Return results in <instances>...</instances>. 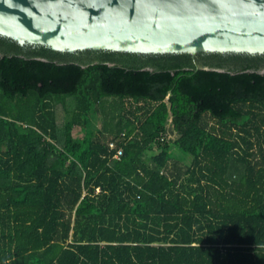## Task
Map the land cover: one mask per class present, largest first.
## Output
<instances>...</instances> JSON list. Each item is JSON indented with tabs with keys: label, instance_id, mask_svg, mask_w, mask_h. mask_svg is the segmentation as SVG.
I'll use <instances>...</instances> for the list:
<instances>
[{
	"label": "trees",
	"instance_id": "1",
	"mask_svg": "<svg viewBox=\"0 0 264 264\" xmlns=\"http://www.w3.org/2000/svg\"><path fill=\"white\" fill-rule=\"evenodd\" d=\"M263 70L0 35V264H264Z\"/></svg>",
	"mask_w": 264,
	"mask_h": 264
},
{
	"label": "water",
	"instance_id": "2",
	"mask_svg": "<svg viewBox=\"0 0 264 264\" xmlns=\"http://www.w3.org/2000/svg\"><path fill=\"white\" fill-rule=\"evenodd\" d=\"M0 35L68 53L264 54V0H0Z\"/></svg>",
	"mask_w": 264,
	"mask_h": 264
},
{
	"label": "rangeland",
	"instance_id": "3",
	"mask_svg": "<svg viewBox=\"0 0 264 264\" xmlns=\"http://www.w3.org/2000/svg\"><path fill=\"white\" fill-rule=\"evenodd\" d=\"M114 100L115 99H109L110 102H113ZM67 101L69 102L68 105L69 104H72L71 103V101H72L71 99H67ZM116 101H118V100L116 99ZM71 106L72 105H69L68 107H71ZM55 109L57 110L59 124L62 125L64 123L65 119H66L65 116L67 114L66 109H65V106H64V104L62 102L57 101L56 108ZM102 121H103L102 120V117L100 116V120L98 121V123H96V127H97L96 129L98 130V131L96 130V133L97 132L99 133L100 131H102V129H103ZM209 121H210V124L215 123V120L214 119H209ZM168 128H169L168 139L171 140V141H173L174 139L177 138V134L173 132L172 124L171 123L168 124ZM73 135L75 137H77V138H82L84 136V129L82 128V126H79V125L78 126H75V128L73 129ZM155 152H157L156 149H154L151 153L152 154H155ZM178 166L185 167L182 162H180L178 164Z\"/></svg>",
	"mask_w": 264,
	"mask_h": 264
},
{
	"label": "built area",
	"instance_id": "4",
	"mask_svg": "<svg viewBox=\"0 0 264 264\" xmlns=\"http://www.w3.org/2000/svg\"><path fill=\"white\" fill-rule=\"evenodd\" d=\"M123 136H125V134H123ZM109 146L111 150L115 151L113 157L115 159H121L124 154L123 148L119 147L115 140L110 141ZM97 191H100V189L98 188Z\"/></svg>",
	"mask_w": 264,
	"mask_h": 264
},
{
	"label": "flooded vegetation",
	"instance_id": "5",
	"mask_svg": "<svg viewBox=\"0 0 264 264\" xmlns=\"http://www.w3.org/2000/svg\"><path fill=\"white\" fill-rule=\"evenodd\" d=\"M193 60L196 62V55L193 56ZM166 100H169V95L167 96ZM131 102L133 103L134 100H127V101H126V104H130ZM143 103H144V102H140L139 105H142ZM144 111H145V109H144V110H141L142 113H143ZM169 123L172 124L173 132L176 133V134H177V137H178V132H177L176 130H174V127H173L172 118H170ZM169 123H168V124H169ZM167 128H168V125H167ZM168 133H169V128H168V131L166 132V136H165V137H167V138H168Z\"/></svg>",
	"mask_w": 264,
	"mask_h": 264
}]
</instances>
